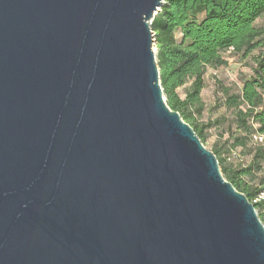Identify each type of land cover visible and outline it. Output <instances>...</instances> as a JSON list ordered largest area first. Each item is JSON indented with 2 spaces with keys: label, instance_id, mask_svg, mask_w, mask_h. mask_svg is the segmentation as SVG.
Here are the masks:
<instances>
[{
  "label": "water",
  "instance_id": "1",
  "mask_svg": "<svg viewBox=\"0 0 264 264\" xmlns=\"http://www.w3.org/2000/svg\"><path fill=\"white\" fill-rule=\"evenodd\" d=\"M166 0H0V264H264V223L167 104Z\"/></svg>",
  "mask_w": 264,
  "mask_h": 264
},
{
  "label": "trees",
  "instance_id": "2",
  "mask_svg": "<svg viewBox=\"0 0 264 264\" xmlns=\"http://www.w3.org/2000/svg\"><path fill=\"white\" fill-rule=\"evenodd\" d=\"M264 0H166L152 22L156 36L162 87L167 104L180 112L202 142L214 127L220 140L212 150L226 179L255 204L264 223ZM251 61V73L240 89L216 82L219 93L207 121H200L206 104L201 93L208 67L228 64L224 53ZM187 86L185 97L178 88ZM223 107L215 117L213 111ZM253 145V146H252ZM252 153L249 164L231 162L237 148Z\"/></svg>",
  "mask_w": 264,
  "mask_h": 264
},
{
  "label": "rangeland",
  "instance_id": "3",
  "mask_svg": "<svg viewBox=\"0 0 264 264\" xmlns=\"http://www.w3.org/2000/svg\"><path fill=\"white\" fill-rule=\"evenodd\" d=\"M256 26L264 27V15L256 21ZM225 58L228 59V64L225 66H220L217 68L208 67L205 73V86L202 88V99L206 104V108L204 110L203 117H198L200 121H207L209 117V113L211 112L212 107L215 105L217 96L219 93L216 92V82L217 80H222V82L229 86H236V88L240 89L241 87V78L244 75L251 73V61L250 58L243 59L237 56L232 55L230 51L224 53ZM190 83H187L186 86H182L178 88V91L181 97H185L187 86ZM224 111V108L221 107L218 111H213L211 113L212 117L218 115V113ZM209 136L205 140V145L212 149L216 144L224 142L227 134L223 139L220 140L218 131L212 127L209 130ZM264 143V139L260 140L259 137H254V142ZM253 146V145H252ZM252 153L249 152V149L237 148L231 155L230 161L237 164L247 165L251 159ZM264 172V171H263Z\"/></svg>",
  "mask_w": 264,
  "mask_h": 264
},
{
  "label": "built area",
  "instance_id": "4",
  "mask_svg": "<svg viewBox=\"0 0 264 264\" xmlns=\"http://www.w3.org/2000/svg\"><path fill=\"white\" fill-rule=\"evenodd\" d=\"M255 137H259L260 140L264 139V136H255Z\"/></svg>",
  "mask_w": 264,
  "mask_h": 264
}]
</instances>
